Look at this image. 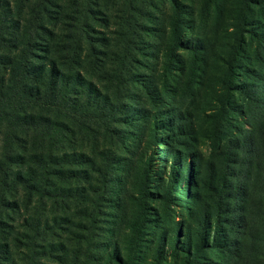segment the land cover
I'll list each match as a JSON object with an SVG mask.
<instances>
[{
  "label": "trees",
  "instance_id": "obj_1",
  "mask_svg": "<svg viewBox=\"0 0 264 264\" xmlns=\"http://www.w3.org/2000/svg\"><path fill=\"white\" fill-rule=\"evenodd\" d=\"M222 1L207 0L208 13L220 17ZM160 2L170 4L161 31L172 43V65L178 49L207 55L200 36L183 38L187 28L198 31V0H0V264H114L117 233L107 236L105 222L116 221L125 201L117 191L124 186L123 124L132 100L145 118L146 83L137 67L147 36L157 33ZM230 4L232 41L221 59L236 76L214 110L227 113L240 93V113L256 119L218 152L215 221L209 216L226 239L238 226L242 239L228 248L203 242L224 255L222 264H264V0ZM240 75L246 79L239 88ZM223 130L221 118L216 140ZM148 184L144 177L132 241L142 240L152 219ZM129 244L134 250L136 242Z\"/></svg>",
  "mask_w": 264,
  "mask_h": 264
},
{
  "label": "rangeland",
  "instance_id": "obj_2",
  "mask_svg": "<svg viewBox=\"0 0 264 264\" xmlns=\"http://www.w3.org/2000/svg\"><path fill=\"white\" fill-rule=\"evenodd\" d=\"M233 1L221 2L222 12L218 17V13H208L207 0H198L196 10L192 11L198 19V31H194V27L187 28L183 38L185 43H191L200 36L206 43L207 55L199 52L194 56L187 50L178 49L179 56L173 65L169 56L172 43L161 31L167 29L170 4H159L162 15L158 19L157 33L147 36L146 51L140 55L137 67L140 79L146 83V89H143L148 102L145 118H139V108L132 100L133 114L130 121L123 124L125 135L120 151L125 171L122 175L124 186L118 185L117 191L120 194L125 192L122 197L125 201L113 214L116 221L108 217L109 221L105 222L107 236L114 228L117 233L115 238L112 235L113 251L109 257L111 260L116 257L114 264H124L127 260L128 264H190L187 258L191 256L199 264H222L224 255L218 249L209 250L203 240L228 248L231 240L240 242L242 239L239 226L236 227V235L226 239L225 231L214 228L209 219L210 215L213 221L216 218L214 188L216 176L222 170L218 152L221 146L224 148L238 135L242 124H253L256 119L254 115L247 121L240 113L246 105V99L240 93L227 113L214 110L218 100L221 102L232 93L230 87L234 85L232 79L236 76L230 73L221 59L232 41L230 32L233 16H236L230 4ZM151 31L155 32V28ZM245 79V75L237 76L239 88ZM221 118L223 135L216 140L215 127ZM175 122L180 134L177 128L174 129ZM144 177L149 181L147 210L152 219L142 240L132 241L137 234ZM255 222L257 225L263 222L262 216ZM245 240L250 241L248 236ZM129 242H136L134 250H131ZM236 246L233 244V248ZM196 247L201 248L199 252L193 250ZM159 248L163 251L161 256ZM118 251L124 262L119 260Z\"/></svg>",
  "mask_w": 264,
  "mask_h": 264
}]
</instances>
